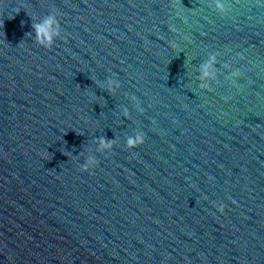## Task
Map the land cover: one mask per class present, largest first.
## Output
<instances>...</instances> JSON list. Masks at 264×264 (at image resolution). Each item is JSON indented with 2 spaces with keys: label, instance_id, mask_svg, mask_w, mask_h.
<instances>
[{
  "label": "water",
  "instance_id": "obj_1",
  "mask_svg": "<svg viewBox=\"0 0 264 264\" xmlns=\"http://www.w3.org/2000/svg\"><path fill=\"white\" fill-rule=\"evenodd\" d=\"M0 264H264V0H0Z\"/></svg>",
  "mask_w": 264,
  "mask_h": 264
},
{
  "label": "clouds",
  "instance_id": "obj_2",
  "mask_svg": "<svg viewBox=\"0 0 264 264\" xmlns=\"http://www.w3.org/2000/svg\"><path fill=\"white\" fill-rule=\"evenodd\" d=\"M216 7L220 9L221 11L224 10L225 5L222 3H217ZM56 23L55 17L54 16H49L43 23L35 25V29L37 31L38 37L41 35H47L49 34L50 28L52 25ZM213 61L210 60L209 64L205 65L202 69L203 75L207 77L209 75V69L211 68V63ZM143 137L142 135H137L135 137H130L126 141L127 145L132 147L135 146L136 144L142 143ZM104 147H108V145H103ZM90 167V165L86 164L82 167V170H87Z\"/></svg>",
  "mask_w": 264,
  "mask_h": 264
}]
</instances>
